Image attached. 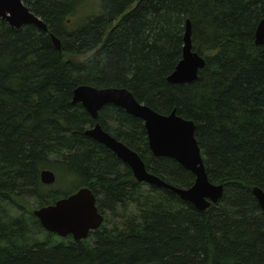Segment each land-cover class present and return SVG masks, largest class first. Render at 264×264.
I'll use <instances>...</instances> for the list:
<instances>
[{"label":"trees","instance_id":"obj_1","mask_svg":"<svg viewBox=\"0 0 264 264\" xmlns=\"http://www.w3.org/2000/svg\"><path fill=\"white\" fill-rule=\"evenodd\" d=\"M22 1L47 31L0 18V264H264V212L253 194L264 192V52L255 43L264 0H100L88 10L85 0ZM186 20L205 67L191 83H170ZM80 85L124 88L160 114L193 121L221 199L200 211L138 182L87 128L99 123L175 187L195 176L155 157L143 121L124 109L108 104L92 119L72 101ZM43 169L53 184L40 181ZM80 187L104 220L65 242L32 210Z\"/></svg>","mask_w":264,"mask_h":264},{"label":"water","instance_id":"obj_2","mask_svg":"<svg viewBox=\"0 0 264 264\" xmlns=\"http://www.w3.org/2000/svg\"><path fill=\"white\" fill-rule=\"evenodd\" d=\"M0 18L12 28L19 29L32 24L47 31L46 24L22 0H0ZM51 38L56 49L60 50V40L53 34ZM183 42L182 58L168 77V81L175 84L193 82L197 79L198 72L205 67L204 57L192 49L190 20L185 23ZM255 43L262 46L264 52V18L257 24ZM73 102L80 103L92 119H96L98 111L108 104L120 107L129 115L141 119L152 154L155 157L174 159L195 176L194 184L190 188L175 187L147 171L138 153L103 130L99 123L87 129L85 134L111 150L130 168L138 182L168 189L200 211H205L221 199L222 185H214L207 178L193 121L177 115L174 110L169 114L157 113L139 103L131 92L118 87L80 85L73 91ZM39 176L40 181L47 185L56 180L55 173L50 169L41 170ZM253 194L264 212V192L254 188ZM33 215L45 231L63 238L71 236L74 241L88 238L90 232L97 230L104 220L96 204V197L88 187H80L74 193L35 209Z\"/></svg>","mask_w":264,"mask_h":264},{"label":"rangeland","instance_id":"obj_3","mask_svg":"<svg viewBox=\"0 0 264 264\" xmlns=\"http://www.w3.org/2000/svg\"><path fill=\"white\" fill-rule=\"evenodd\" d=\"M87 3H86V5H85V7H87L85 10H88V9H90V7H91V5L93 4V3H97V2H99L100 0H85ZM78 18H77V15L74 17V19H73V21L74 20H77ZM54 240L56 241V242H58V239H56V238H54ZM65 240V242H68L69 241V239H67V238H65L64 239Z\"/></svg>","mask_w":264,"mask_h":264},{"label":"bare ground","instance_id":"obj_4","mask_svg":"<svg viewBox=\"0 0 264 264\" xmlns=\"http://www.w3.org/2000/svg\"><path fill=\"white\" fill-rule=\"evenodd\" d=\"M168 77H169V76H168ZM168 77H167V81H168ZM168 82H169V81H168ZM170 83H171V82H170ZM72 101H73V97H72ZM151 109H152V108H151ZM152 110H153V109H152ZM154 111H155V110H154ZM155 112H157V111H155ZM157 113H158V112H157ZM87 129H89V128H87ZM85 132H86V131H85ZM194 181H195V180H194ZM193 184H194V183H193ZM189 188H190V187H189ZM180 189H181V188H180ZM187 189H188V188H187ZM210 206H211V205H210ZM210 206H209V207H210ZM40 207H42V206H40ZM209 207H208V208H209ZM37 208H39V207H35L34 210L37 209ZM34 210H32V213H33ZM261 210H262V209H261ZM38 221H39V220H38ZM49 233H50V232H49Z\"/></svg>","mask_w":264,"mask_h":264}]
</instances>
